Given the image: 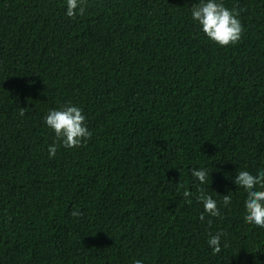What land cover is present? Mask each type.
<instances>
[{
    "label": "trees",
    "instance_id": "1",
    "mask_svg": "<svg viewBox=\"0 0 264 264\" xmlns=\"http://www.w3.org/2000/svg\"><path fill=\"white\" fill-rule=\"evenodd\" d=\"M199 2L86 0L69 18L66 0H0V264H264L234 183L264 169V0H217L244 29L224 48ZM69 102L92 137L50 159L45 118Z\"/></svg>",
    "mask_w": 264,
    "mask_h": 264
},
{
    "label": "clouds",
    "instance_id": "2",
    "mask_svg": "<svg viewBox=\"0 0 264 264\" xmlns=\"http://www.w3.org/2000/svg\"><path fill=\"white\" fill-rule=\"evenodd\" d=\"M66 8V15L69 18H75L77 15L83 16L86 11V0H66ZM239 15L238 10H231L217 0H200L199 3L191 7L192 19L201 26L204 35L222 48L234 46L241 41L244 29L238 19ZM25 110L26 108L20 109V116L25 115ZM45 123L55 134V141L48 148L50 159L55 157L58 147L78 148L92 137L82 109L73 106L70 102L60 109L50 110L45 118ZM191 176L203 185L209 179V172L207 168H193ZM234 183L247 192L244 203V222L264 229V169L258 170L255 175L247 170L238 171ZM177 185L183 187L180 183ZM183 195L185 203L191 205L192 193L185 190ZM197 200L203 204L204 213L211 217L221 216L217 201L211 195H205L203 188L200 189ZM222 203L225 206L231 203V192L223 196ZM204 213L199 217L201 221L205 219ZM70 214L79 217L82 213L73 210ZM208 223L211 225L212 221L209 220ZM223 235V232H218L215 235L210 234L208 246L212 249L213 254L221 252V237ZM135 264H142V262L137 260Z\"/></svg>",
    "mask_w": 264,
    "mask_h": 264
}]
</instances>
